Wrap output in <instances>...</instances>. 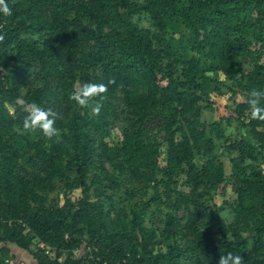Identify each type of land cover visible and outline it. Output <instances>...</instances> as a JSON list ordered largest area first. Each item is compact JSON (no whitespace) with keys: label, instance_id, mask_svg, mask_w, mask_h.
<instances>
[{"label":"trees","instance_id":"trees-1","mask_svg":"<svg viewBox=\"0 0 264 264\" xmlns=\"http://www.w3.org/2000/svg\"><path fill=\"white\" fill-rule=\"evenodd\" d=\"M8 3L0 264H20L10 246L33 264H264V121L247 103L264 90V0ZM110 79L99 115L69 98ZM31 102L61 114L59 142L24 131Z\"/></svg>","mask_w":264,"mask_h":264},{"label":"clouds","instance_id":"clouds-1","mask_svg":"<svg viewBox=\"0 0 264 264\" xmlns=\"http://www.w3.org/2000/svg\"><path fill=\"white\" fill-rule=\"evenodd\" d=\"M0 15L11 17L12 8L8 0H0ZM5 36L0 34V43H3ZM114 79H110L107 84L96 82H84L76 86L70 95V100L74 101L80 108L90 109L93 115H99L103 107L104 95L110 84H114ZM100 98L97 100V98ZM247 103L249 105L252 119L264 121V90L252 88L248 92ZM23 111L26 113L23 119V129L29 134H41L47 140L55 139L59 142L61 132L56 127L58 119H62L61 114L41 107L35 102L27 103ZM217 264H245L243 256L228 252L220 255Z\"/></svg>","mask_w":264,"mask_h":264},{"label":"rangeland","instance_id":"rangeland-1","mask_svg":"<svg viewBox=\"0 0 264 264\" xmlns=\"http://www.w3.org/2000/svg\"><path fill=\"white\" fill-rule=\"evenodd\" d=\"M138 24L144 28L149 27V23L144 17H142V18H140V20H138ZM213 101H215L214 102L215 103L214 104L215 105V111L212 113H210V112L205 113V119L208 122L217 120L220 116L225 115L228 112L226 107H227V105H230V101L228 100V97L213 98ZM118 134H119L118 131H116V130L113 131V137L109 141V143H112V141H115L118 137ZM225 165H226V172H229V168L227 166V163ZM231 199H232V194H231L230 190L227 188L225 191V195L224 196H221V195L217 196L215 198V201H216L217 205L221 206V205H223L224 200L230 201ZM224 215L227 216V212L224 213ZM10 248L12 250V253L15 256V260L17 262H19L20 264H33L34 263V260L32 259V257L27 252L21 251L14 246H10Z\"/></svg>","mask_w":264,"mask_h":264},{"label":"built area","instance_id":"built-area-1","mask_svg":"<svg viewBox=\"0 0 264 264\" xmlns=\"http://www.w3.org/2000/svg\"><path fill=\"white\" fill-rule=\"evenodd\" d=\"M42 247V246H41Z\"/></svg>","mask_w":264,"mask_h":264}]
</instances>
